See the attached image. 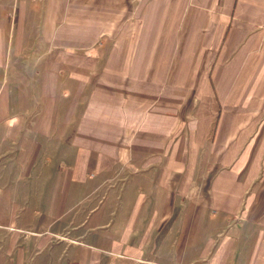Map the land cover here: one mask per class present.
Segmentation results:
<instances>
[{
	"label": "crops",
	"instance_id": "1",
	"mask_svg": "<svg viewBox=\"0 0 264 264\" xmlns=\"http://www.w3.org/2000/svg\"><path fill=\"white\" fill-rule=\"evenodd\" d=\"M0 264H264V0H0Z\"/></svg>",
	"mask_w": 264,
	"mask_h": 264
}]
</instances>
